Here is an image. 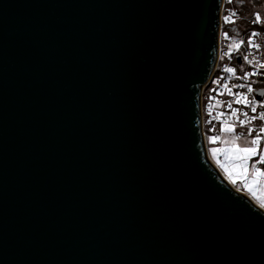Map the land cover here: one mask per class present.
Wrapping results in <instances>:
<instances>
[{"label":"water","instance_id":"95a60500","mask_svg":"<svg viewBox=\"0 0 264 264\" xmlns=\"http://www.w3.org/2000/svg\"><path fill=\"white\" fill-rule=\"evenodd\" d=\"M223 3L0 0V264H264L203 133Z\"/></svg>","mask_w":264,"mask_h":264},{"label":"built area","instance_id":"2783aa9c","mask_svg":"<svg viewBox=\"0 0 264 264\" xmlns=\"http://www.w3.org/2000/svg\"><path fill=\"white\" fill-rule=\"evenodd\" d=\"M245 7L248 9V13L244 14L241 9ZM232 12L236 13V15L232 17L234 22L226 23L225 17ZM257 13L264 18V0H260L256 5H251L246 0H224L221 10L218 61L212 76L203 88L201 96L202 126L207 149L208 145L212 147L220 146L218 140L213 143L210 142L209 138L214 136H220L221 138L222 125L231 124L236 120V117L232 116L231 109H229L225 103L227 101H233L235 97L225 90V84L231 88L232 93L247 94V88L232 87V85L241 83H251L254 89L251 94H248V99L253 100L254 98L257 112L252 113L251 107L245 106L243 103H233L232 108L239 110L237 113L239 119H245L243 116L244 112H248L249 116H258L259 112L264 111V108L259 106L261 103H264V95L260 99L257 94L264 89V69L259 68L257 65V61L259 63H264V23H254ZM252 32H257L259 34L257 37L253 38L254 43L261 45L259 49L250 47L247 43ZM225 33H227V38L225 37ZM241 40H243L244 43L240 44L238 51L235 50L234 47H230ZM226 53H230V56L226 55ZM244 55H249V60H251L252 63L244 61ZM225 66L235 68V75L225 72L223 70ZM253 72L257 74L250 76L248 81L237 79V77H242L245 73ZM217 81H219V83H217ZM252 81H255V83H252ZM221 113H223V115H220ZM262 124H264V121H260L258 118L250 124H246L245 127H241L237 123L236 131H238V133H247L249 127L258 129ZM255 135L256 132L253 131L252 137ZM260 150H264V141L261 142ZM209 157L217 167L218 164H223L225 162V157L222 154L218 155L217 159H213L210 154Z\"/></svg>","mask_w":264,"mask_h":264},{"label":"snow or ice","instance_id":"6c2138e0","mask_svg":"<svg viewBox=\"0 0 264 264\" xmlns=\"http://www.w3.org/2000/svg\"><path fill=\"white\" fill-rule=\"evenodd\" d=\"M235 15H236L235 12L230 13L228 16L225 17V22L226 23L234 22L232 20V17H234ZM254 23H264V18H262L261 15L257 13L255 16ZM258 35L259 34L257 32H252L251 37L247 41L250 47H254L256 49H259L261 47L260 44L254 43V40H253V38L257 37ZM225 37L227 38V33H225ZM243 43L244 41L241 40L238 43H234V45L230 47H234L235 50L238 51L240 44H243ZM226 55L230 56V53H226ZM243 59L244 61L248 63H252V61L249 60V55H244ZM257 65L259 68L264 69V63H259L257 61ZM223 70L227 73H231L232 75H235L236 73V69L232 67L225 66ZM256 74H257L256 72L245 73L242 77H237V79L248 81L250 76L256 75ZM217 83H219V81H217ZM252 83H255V81H252ZM232 87L247 88V94L246 93H232L231 88H229L227 84L224 85L225 90L230 95H234L235 97L233 101H227L225 103L227 104V107L231 109L232 116L236 117V120L233 121V123L231 124L222 125L221 131L228 132V133H235L237 123L239 124V126L245 127L246 124H250L252 121H255L257 118L260 121H264V111L259 112L258 116L256 115L249 116L248 112H244L243 116L245 117V119H239V117L237 116V113L239 110L232 108V104L233 103H236V104L243 103L245 104V106L251 107L252 113H256L257 107L255 104L254 98L253 100L248 99V94H251L254 91V89L252 88L251 83L236 84V85H232ZM260 94L264 95V89L261 90ZM259 106L261 108H264V103H261ZM220 115H223V113H221ZM253 131L256 132V135L254 137H252ZM248 137H252V138L249 139ZM209 139H210V142L214 143L216 140L220 139V136L210 137ZM262 141H264V124H262L258 129L249 127L247 129V134L241 132V133L232 135L228 139L223 140V143L231 145V147L227 149H223V151H225L226 154H230L228 156L229 159H232L237 162L236 164H234V168L239 170V173L241 175L246 174L249 170V167H251L254 170V173H253L254 175L264 176V170H261V168L257 167L258 164L264 165V150H260V145ZM241 144L243 146H241ZM212 151H213V154H215L217 150L213 149ZM253 157H258V159H256L254 163L249 165V161H252ZM262 207H264V205H262Z\"/></svg>","mask_w":264,"mask_h":264},{"label":"rangeland","instance_id":"374dc122","mask_svg":"<svg viewBox=\"0 0 264 264\" xmlns=\"http://www.w3.org/2000/svg\"><path fill=\"white\" fill-rule=\"evenodd\" d=\"M240 1V0H239ZM243 1V0H241ZM222 137L218 140V143L220 146L218 147H212L208 145L209 154L213 159H217L218 155L222 154L227 159L226 164H218V169L224 176V178L237 190L243 192L245 195H247L256 205L264 209L262 205H264V176L260 175H254V170L249 167V170L246 174L241 175L239 173V170L234 168V164L237 162L229 159L228 156L230 154H226L223 149H227L231 147V145L223 143V140L230 138L232 135L237 134L238 131L235 133H228V132H222ZM247 134L246 132H244ZM251 139L252 137H248ZM218 144V145H219ZM241 146H243L241 144ZM213 149H216V153L213 154ZM255 157H253L254 159ZM258 159V158H257ZM255 161H249V165L254 163ZM257 167L261 168L263 170L262 165L258 164ZM227 169V171H226ZM235 181V182H234Z\"/></svg>","mask_w":264,"mask_h":264},{"label":"trees","instance_id":"16d2710c","mask_svg":"<svg viewBox=\"0 0 264 264\" xmlns=\"http://www.w3.org/2000/svg\"><path fill=\"white\" fill-rule=\"evenodd\" d=\"M249 4H251V5H256V4H258L259 2H260V0H246ZM241 11H242V13H248V9H247V7H245V8H242L241 9ZM263 32H264V30H263ZM258 157H255L254 159H253V161H255L256 159H257ZM226 162H227V159L225 158V162H224V164H226ZM262 167H263V170H264V165H262Z\"/></svg>","mask_w":264,"mask_h":264}]
</instances>
